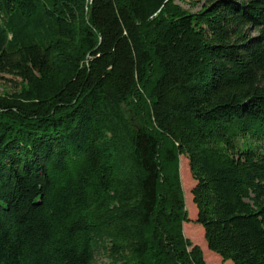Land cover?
<instances>
[{"label": "trees", "instance_id": "trees-1", "mask_svg": "<svg viewBox=\"0 0 264 264\" xmlns=\"http://www.w3.org/2000/svg\"><path fill=\"white\" fill-rule=\"evenodd\" d=\"M178 1L0 0V264H205L181 155L207 248L264 264V0Z\"/></svg>", "mask_w": 264, "mask_h": 264}, {"label": "rangeland", "instance_id": "rangeland-1", "mask_svg": "<svg viewBox=\"0 0 264 264\" xmlns=\"http://www.w3.org/2000/svg\"><path fill=\"white\" fill-rule=\"evenodd\" d=\"M202 1L203 0H182L178 1V3L181 4L184 8H187L191 11H196L200 8ZM192 3H194L195 5H192ZM17 82L18 78L8 74H2L0 76V92L14 90ZM181 161L186 163V167L184 168L182 175L180 173ZM179 173L184 196L185 209L188 214V220L183 223V227L186 226L188 229L187 234H184L185 237L191 242L192 245H197L201 249L205 264H231V261H222V259L216 253L207 248L206 242L204 240L203 228L199 223L195 221L196 206L192 202L191 196V188L194 184V179L189 171L187 158L182 155L179 158ZM98 261H100L99 258Z\"/></svg>", "mask_w": 264, "mask_h": 264}]
</instances>
